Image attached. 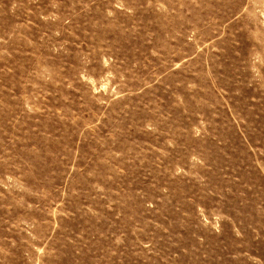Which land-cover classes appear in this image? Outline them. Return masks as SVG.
I'll return each mask as SVG.
<instances>
[{"label": "rangeland", "instance_id": "1", "mask_svg": "<svg viewBox=\"0 0 264 264\" xmlns=\"http://www.w3.org/2000/svg\"><path fill=\"white\" fill-rule=\"evenodd\" d=\"M0 264H264V0H0Z\"/></svg>", "mask_w": 264, "mask_h": 264}]
</instances>
